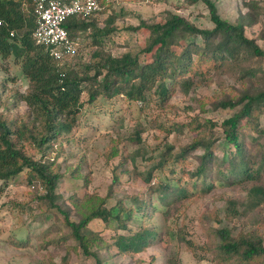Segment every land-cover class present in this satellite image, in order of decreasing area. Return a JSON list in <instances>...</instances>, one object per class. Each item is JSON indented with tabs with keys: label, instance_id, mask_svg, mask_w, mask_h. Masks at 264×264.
Segmentation results:
<instances>
[{
	"label": "trees",
	"instance_id": "obj_1",
	"mask_svg": "<svg viewBox=\"0 0 264 264\" xmlns=\"http://www.w3.org/2000/svg\"><path fill=\"white\" fill-rule=\"evenodd\" d=\"M176 3L183 10L200 4L205 6L213 28L200 29L191 20L168 10L162 23L149 25L143 20L138 26H129L126 30L132 32L149 30V42L138 54L115 57L105 51V44L117 29L110 24L99 28L95 18L107 13L113 4L100 0L101 9L88 19L74 17L64 24L77 53L57 61L49 48L34 40V0H0V58L14 59L29 83L25 95H14L11 101L0 98V183L5 184L26 173L29 187L39 190L35 199L40 202V208L49 214L61 215L76 248L81 249L85 256L95 258L96 264H103L99 257L103 244L100 233L90 228L91 223L116 219L120 228L126 230V220L131 217L139 220L140 213L148 207L150 209L153 198L171 203L172 198L190 197L192 187L189 184L182 185V180H179L182 186H177L173 181L178 171L187 172L188 161L195 151L203 150V156L201 164L189 170L190 178H194L193 188L202 184L204 190L201 191L205 193L214 188L213 177L210 178L211 183L205 182L210 166L215 164L233 184L244 181L258 183L249 189V207L252 210L264 203V185L260 183L264 177V126L261 125L260 113L264 109V66L239 67V86L219 96L203 98L197 109L188 106L185 109L187 121L168 118L173 112L171 99L176 94L189 97L195 90V79L214 71L217 63L264 59V47L256 37L249 35L264 20L262 4L254 0L245 3L247 12H240L236 23H232L219 13L214 0H177ZM87 31L91 32L93 39L90 46L95 49L93 62H77L78 45ZM145 55L149 58L142 60L141 56ZM152 87L155 88L154 98L148 99L147 92ZM120 96L139 106V112L146 121L144 126L150 132L155 129L166 136L188 135L190 141L178 147L166 143L158 148L159 157L155 161L154 156L147 157L144 149L129 154L120 147L128 141L142 143V127L137 125L135 129L122 133L123 124L120 131L110 137L106 148L113 178L107 194L101 195L89 189L91 178L83 173L82 167L73 170L70 167L73 180L81 181L88 191L82 197L72 194L63 201L60 181L64 175L57 166L59 153L52 159L51 149L59 141L68 140V135L74 132L85 98L88 104H94ZM20 101L31 112L23 116L16 113ZM222 110L235 112L222 121L207 117V114ZM155 118L162 119L157 128L154 127ZM220 141H224L228 148V156L224 160L213 150ZM139 157L155 161L148 173L141 174L142 186L146 189L133 196L131 208L123 206L122 198L116 201V206L108 208V201L114 198L125 178L134 181V178L130 179L133 174L129 166L135 168ZM158 173H162L165 180H156L154 185L158 192H154L152 182L158 179ZM237 205L233 200L228 201L224 214L226 221L233 222L240 216ZM207 219L218 224L223 221L217 212L210 213ZM184 221L185 217L182 223ZM208 232L212 243L207 252L212 253L215 264H264V236L260 231L211 227ZM156 236L158 234L150 230L119 235L115 238V246L119 254H139ZM179 238L190 250L196 251L195 242L187 240L183 230H180ZM169 264L175 263L171 260Z\"/></svg>",
	"mask_w": 264,
	"mask_h": 264
},
{
	"label": "rangeland",
	"instance_id": "obj_2",
	"mask_svg": "<svg viewBox=\"0 0 264 264\" xmlns=\"http://www.w3.org/2000/svg\"><path fill=\"white\" fill-rule=\"evenodd\" d=\"M177 0H108L112 8L101 16H96L97 27L104 28L106 24L117 29L114 35L106 41L105 51L115 57L124 54H138L147 46L150 31L143 29L139 32L126 30L129 26H138L143 20L147 24L164 22L168 10L180 14L191 20L200 29H211L213 24L208 10L202 4L192 7L189 10L179 9ZM219 13L232 23H236L240 12H247L245 3L253 0H214ZM262 4L264 16V0H254ZM171 4V6H170ZM114 18V19H112ZM90 31L82 36V43L78 45L79 55L77 62H93L92 54L95 51L90 46L93 39ZM249 35L256 37L258 43L264 47V20L257 24ZM142 60L149 56H141ZM264 66V59L245 60L235 63L226 61L217 63L214 71L195 79V90L189 97L176 94L171 99L173 112L168 118L185 122L188 114L185 109L190 106L192 109L199 108L200 102L205 97L219 96L223 92H229L234 86H239V67L241 66ZM29 90V83L23 76L20 65L12 58L4 60L0 58V98L3 101H11L14 95H25ZM155 88L147 92L148 99L154 98ZM156 99V98H155ZM16 113L23 116L31 112L24 102H18ZM235 111L226 110L207 114L208 118L224 120L234 114ZM261 113V125L264 126V109ZM154 127L157 128L162 121L155 118ZM169 122V121H168ZM77 126L73 133L68 135V141L63 139L54 144L51 149L52 159L57 158V166L60 167L64 178L60 181V193L63 201L69 199L72 194L80 197L88 190L83 187L81 181H74L68 168L82 167L85 175H89L91 182L89 189L106 195L108 188L113 184L112 167L107 160L109 139L114 133L120 131L124 124L122 133L130 128L135 129L141 126L142 143L123 142L122 147L127 153L133 154L139 150H146L147 157L154 156L155 161L159 157V149L166 143L174 144L177 147L186 144L191 137L182 135L166 136L151 132L145 128L146 121L139 112V106L127 102L122 96L112 101L99 100L94 104H88L85 98V106L78 115ZM141 123V124H139ZM76 132V133H75ZM76 134V136L74 135ZM80 134L79 137L77 135ZM264 144V139L262 140ZM61 147L63 151H61ZM217 157L226 159L228 148L224 141L218 142L214 147ZM123 150L120 148V152ZM179 151V149H177ZM203 150L191 154L187 165V172L176 173L173 185L182 186L189 184L192 187L190 197L180 200L172 198L171 203L154 199L149 207L140 213V219L131 217L126 220V230L120 228L116 219L103 222L93 221L90 228L100 233L101 243L99 257L103 264H169L172 260L175 264H215L213 255L207 252L208 246L212 243L208 229L211 227L221 229L223 227H235L237 231H260L264 236V203L252 210L249 207V189L253 184L248 181L233 184L231 179L221 173L219 166L212 164L208 172L206 184L211 183L214 178V188L205 193L204 185L193 188L189 170L201 164ZM119 157L115 159V162ZM155 161H145L139 157L136 167L129 166L133 175L130 179L126 177L123 185L117 188L114 198L107 203L108 208L117 205L118 199H124V207L131 208L132 198L146 189L142 186L141 174L148 173ZM180 169V168H178ZM68 172H67V171ZM159 174V173H158ZM156 180H165L160 173L158 179L152 182V191L158 192L154 183ZM182 180V185L179 183ZM264 185V177L260 182ZM259 183V184H260ZM39 190L29 187L28 175L26 173L10 180L7 183H0V264H96V259L87 257L81 249H77L71 232L62 221V216L48 213L46 209L40 208V202L36 201ZM150 197V196H149ZM237 202L236 209L240 216L233 222L224 219L228 201ZM62 201H60L61 203ZM212 212H217L223 219L218 224L207 219ZM185 221L183 222V218ZM140 230L156 232L158 236L150 242L145 251L139 254H119L115 246V238L119 235H130ZM180 230L185 232L187 240L195 242L196 251L182 243L179 238ZM76 248V249H75Z\"/></svg>",
	"mask_w": 264,
	"mask_h": 264
},
{
	"label": "built area",
	"instance_id": "obj_3",
	"mask_svg": "<svg viewBox=\"0 0 264 264\" xmlns=\"http://www.w3.org/2000/svg\"><path fill=\"white\" fill-rule=\"evenodd\" d=\"M100 9V0H34V40L49 48L51 56L57 61L73 57L77 48L64 24L74 17L88 19Z\"/></svg>",
	"mask_w": 264,
	"mask_h": 264
}]
</instances>
